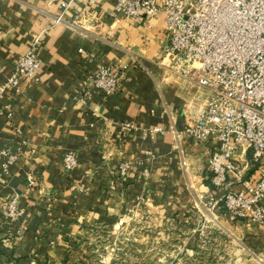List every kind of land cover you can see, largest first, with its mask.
<instances>
[{"label":"crops","instance_id":"1","mask_svg":"<svg viewBox=\"0 0 264 264\" xmlns=\"http://www.w3.org/2000/svg\"><path fill=\"white\" fill-rule=\"evenodd\" d=\"M61 1L0 0V83L36 42L42 59L38 81L23 77L20 93L10 89L0 99V108H13L12 118L0 109V151L20 152L8 170L0 162V264L73 257L92 222L113 223L142 204L183 222L195 193L210 183L211 145L184 133L202 104L199 89L161 64L165 15L135 20L113 14L118 0H73L68 22L56 23ZM76 16L78 25L69 24ZM102 67L126 71L118 93L97 86ZM82 91L86 103L75 99ZM126 120L134 129L124 136ZM70 151L79 159L73 170L64 165ZM122 164L129 165L125 176ZM12 199L22 210L17 220L5 204ZM224 213L234 240L264 254V227Z\"/></svg>","mask_w":264,"mask_h":264},{"label":"built area","instance_id":"2","mask_svg":"<svg viewBox=\"0 0 264 264\" xmlns=\"http://www.w3.org/2000/svg\"><path fill=\"white\" fill-rule=\"evenodd\" d=\"M72 2L61 1L56 23L68 22ZM113 14L135 20L165 15L169 43L161 64L180 83L197 86L202 103L191 110L195 115L184 133L212 147L210 183L203 185V198L209 199L218 214L225 210L232 217L264 227V0H118ZM81 17L69 24L78 25ZM41 66L36 42L20 56L8 80L0 83V99L10 89L20 93L23 77L38 81ZM125 76L124 69L102 67L94 79L105 94L114 95ZM89 98L85 91L75 95L78 102L86 103ZM0 109L13 117L10 103ZM133 129L132 122L123 121L119 134L125 136ZM19 157V151H0L4 170ZM78 161L77 153L70 151L64 165L73 170ZM128 169L129 165H120L121 175H127ZM28 181L30 185L36 182L30 174ZM5 204L10 218L19 219L22 211L17 199Z\"/></svg>","mask_w":264,"mask_h":264},{"label":"rangeland","instance_id":"3","mask_svg":"<svg viewBox=\"0 0 264 264\" xmlns=\"http://www.w3.org/2000/svg\"><path fill=\"white\" fill-rule=\"evenodd\" d=\"M202 191L195 193L183 222L142 204L113 223L92 222L79 252L48 264H264V254L246 250L225 230Z\"/></svg>","mask_w":264,"mask_h":264}]
</instances>
